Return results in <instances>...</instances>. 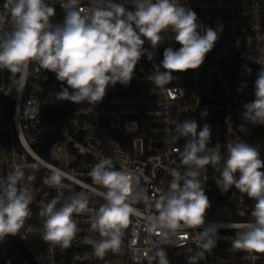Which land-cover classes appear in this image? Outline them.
Returning <instances> with one entry per match:
<instances>
[{
  "label": "built area",
  "instance_id": "built-area-1",
  "mask_svg": "<svg viewBox=\"0 0 264 264\" xmlns=\"http://www.w3.org/2000/svg\"><path fill=\"white\" fill-rule=\"evenodd\" d=\"M47 2L56 9L53 24L62 23V0ZM112 2L131 4V0ZM177 2L197 14L201 34L211 27L220 38L198 69L173 73L175 79L165 85H157L154 77L164 70L160 67L164 49L180 47L170 32L162 34L165 40L152 60L141 57L127 87L119 83L109 87L96 105L58 100L62 82L55 73L37 72L38 66L30 65L26 80H20L19 73L0 70V181L17 166L23 167L26 177H34L28 184L33 196L31 214L17 236L0 241V264H160L157 253L165 254L167 249L178 257L196 255L200 249L193 229L168 236L159 230L148 231V217L158 215L154 204L169 189L170 169L183 172L185 168L180 155L185 139L176 138L177 125L185 120H195L198 131L205 123L210 125L208 147H215L222 157L227 155L228 143L243 140L257 147L264 160V125L253 126L242 118L243 104L255 99L256 73L264 62V40L260 39L264 36V0ZM5 4L6 0H0V16L5 17L0 32L10 29ZM88 6L89 0H80V7ZM144 47L151 51L147 41ZM247 69L252 70L250 74ZM203 109L208 115L201 118ZM106 158L112 160L115 170L132 178L129 201L136 213L130 215L123 230L119 251H109L103 259L94 256L85 238L99 241L101 237L89 232L88 212L73 214L79 231L71 247L61 249L44 241L41 202L59 199V208L64 198L85 192L89 208L98 209L104 200L91 189H103L88 173ZM53 169L63 174L58 186L45 182ZM205 174V194L211 207L205 224L195 231L216 226L219 239L198 264H264V253L233 246L236 232L252 219L255 201L235 188L221 194L215 183L219 171L211 165L202 170V176Z\"/></svg>",
  "mask_w": 264,
  "mask_h": 264
},
{
  "label": "clouds",
  "instance_id": "clouds-1",
  "mask_svg": "<svg viewBox=\"0 0 264 264\" xmlns=\"http://www.w3.org/2000/svg\"><path fill=\"white\" fill-rule=\"evenodd\" d=\"M4 7L10 18V29L0 32V70L6 69L13 75L19 73L20 80H26L30 65L35 64L37 72L42 69L55 73L56 79L62 82L56 94L58 100L76 104L86 101L96 105L104 99L109 87L117 83L127 87L141 57L147 55L149 60L153 59L155 50L165 40L163 33L174 34V41L180 47L164 49L160 62L164 70L154 77L160 86L173 81V73L198 69L220 38L211 27L201 34L197 14L177 0H131L130 7L112 0L107 3L89 0L86 8L80 7V0H62L65 16L62 23L55 25L52 18L56 9L47 0H6ZM4 20L0 16V21ZM260 39L264 40V36ZM145 41L151 51L144 47ZM260 66L254 84L255 99L242 106V118L253 126L264 125V62ZM246 71L250 74L252 70ZM207 115V109L201 110V118ZM198 127L192 119L176 127V138L185 139L180 153L185 168L183 172L170 169L169 189L156 200L154 207L158 215L148 217V231L159 230L168 236L177 230L193 229L200 251L188 258L189 264H196L205 252L216 246L219 239L216 226L195 231L205 224L211 207L205 194L208 179L206 174L202 176V170L211 165L219 171L215 183L221 194L235 188L255 201L250 212L252 219L242 226L243 230L236 232L233 246L264 253L261 151L242 140L228 143L227 155L222 157L215 147H208L211 126L205 123L199 131ZM62 175L53 169L45 182L58 186ZM88 175L103 189L93 188L91 192L101 196L104 203L98 209L89 208V194L85 192L64 198L59 208V199L41 202L42 239L61 249L71 247L79 231L73 214L88 212L89 232L99 233L101 239L86 237L85 242L92 245L95 257L103 259L107 252L119 251L123 230L129 224L130 215L136 213L129 201L132 178L125 171L115 170L110 158L100 160ZM33 179L32 175L25 176L22 166H17L0 181V241L17 236L29 218L33 196L28 184ZM143 198L146 200L147 196ZM157 255L160 264H168L163 251Z\"/></svg>",
  "mask_w": 264,
  "mask_h": 264
},
{
  "label": "trees",
  "instance_id": "trees-1",
  "mask_svg": "<svg viewBox=\"0 0 264 264\" xmlns=\"http://www.w3.org/2000/svg\"><path fill=\"white\" fill-rule=\"evenodd\" d=\"M53 19L54 17L52 18V23H53ZM32 66L33 68H35V66L37 65L33 64ZM165 258L167 259L168 264H189L188 258L175 256L173 252L171 251V249H167L165 253ZM196 264H198V262H196Z\"/></svg>",
  "mask_w": 264,
  "mask_h": 264
}]
</instances>
